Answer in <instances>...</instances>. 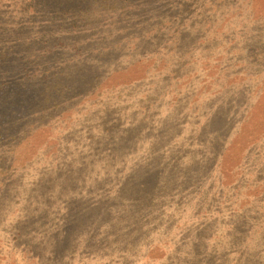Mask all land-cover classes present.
<instances>
[{"label":"rangeland","instance_id":"rangeland-1","mask_svg":"<svg viewBox=\"0 0 264 264\" xmlns=\"http://www.w3.org/2000/svg\"><path fill=\"white\" fill-rule=\"evenodd\" d=\"M0 264H264V0H0Z\"/></svg>","mask_w":264,"mask_h":264}]
</instances>
